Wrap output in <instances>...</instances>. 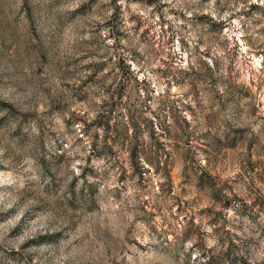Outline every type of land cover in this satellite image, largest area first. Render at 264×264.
Returning a JSON list of instances; mask_svg holds the SVG:
<instances>
[{
	"label": "rangeland",
	"instance_id": "1",
	"mask_svg": "<svg viewBox=\"0 0 264 264\" xmlns=\"http://www.w3.org/2000/svg\"><path fill=\"white\" fill-rule=\"evenodd\" d=\"M0 264H264V0H0Z\"/></svg>",
	"mask_w": 264,
	"mask_h": 264
},
{
	"label": "trees",
	"instance_id": "2",
	"mask_svg": "<svg viewBox=\"0 0 264 264\" xmlns=\"http://www.w3.org/2000/svg\"><path fill=\"white\" fill-rule=\"evenodd\" d=\"M253 5L255 6L257 4H253ZM211 61H212V64H214V61H215L214 58H212ZM154 120H155V118H154V116H153V114L151 112V116L149 117L148 123H149L150 129H151V131H153V133L156 131L155 130L156 123H155ZM159 123H160L161 129L163 130L162 133H165V135L167 133L169 134L170 131H169L168 127H167L166 121L163 120V119H160ZM158 143H159V140H156V144L154 143L153 145H150V152L153 153V157L154 158L153 159L152 158L149 159L146 162V164H148L149 167L155 166V168H158L159 170H162V169L165 168V166H164L165 163L164 162H160L159 159H157L156 157L159 155V153L162 151L163 148L158 147V145H157ZM105 147L111 148L110 143H106ZM137 155H138V151H137V147H135V149L132 150V154H131L132 160H134Z\"/></svg>",
	"mask_w": 264,
	"mask_h": 264
}]
</instances>
